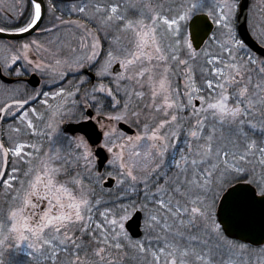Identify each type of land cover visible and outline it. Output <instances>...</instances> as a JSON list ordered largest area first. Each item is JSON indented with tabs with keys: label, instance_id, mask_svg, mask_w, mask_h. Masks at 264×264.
Here are the masks:
<instances>
[{
	"label": "snow or ice",
	"instance_id": "6c2138e0",
	"mask_svg": "<svg viewBox=\"0 0 264 264\" xmlns=\"http://www.w3.org/2000/svg\"><path fill=\"white\" fill-rule=\"evenodd\" d=\"M242 4L121 0L89 15L85 2L72 11L86 24L72 23L87 43L55 65L30 57L36 40L0 44L12 53L0 57V89L18 91L24 82L4 77L29 72L56 85L0 105L19 134L7 147L0 139V264H252L264 255V59L238 32ZM26 7L23 25L0 34L61 19L56 0ZM253 39L264 47V34ZM257 226L261 240L246 241Z\"/></svg>",
	"mask_w": 264,
	"mask_h": 264
},
{
	"label": "flooded vegetation",
	"instance_id": "af4514ba",
	"mask_svg": "<svg viewBox=\"0 0 264 264\" xmlns=\"http://www.w3.org/2000/svg\"><path fill=\"white\" fill-rule=\"evenodd\" d=\"M23 1L25 3L22 4L19 1L15 4L16 10L18 11L17 15L11 14V12L6 9H2V11H0V26H5L9 30H14L16 27L23 25L24 17L27 16L28 11L26 7V0ZM22 5L24 6L23 16L20 15V7ZM66 15H68V11L65 12L63 9L58 10L55 13V16L61 17L60 20H54L53 16H45L40 28L31 36L18 40L0 38V44L11 43L13 48H18L20 43H27L31 40H36L42 45V47L38 52H30V57L35 56V58L39 59L42 63L55 65L57 59L73 57V49H79L81 48L82 43H87L81 40V38L83 39L81 30L73 28L72 18L66 19V21L63 20V17H66ZM13 17H16V19L14 20ZM66 18H68V16ZM45 28H49L51 31H44ZM248 28L252 37H258L260 34H264V11H252L249 7ZM11 54L12 53L8 51H0V57L10 56ZM257 56L264 59V57L259 55ZM5 78L6 80L13 82L14 85L17 80H21L24 83L19 87V90L15 92L0 89V105H3L5 102L10 103L13 96L19 98L22 95L31 93L34 89L39 90L45 85V80L49 81L51 86L43 87L44 91L54 92L56 90V85L53 83L51 75L41 76L39 73L29 72L22 77L10 75L5 76ZM49 102L55 104V101ZM30 106L36 107L38 111H44V105L38 104L35 101H32ZM29 115H31V113ZM17 123L18 120L13 117H5L3 120H0V139L5 141L6 147L8 146L7 141L9 137L16 138L19 135L12 131V128L15 127ZM47 147L48 144L45 142V148Z\"/></svg>",
	"mask_w": 264,
	"mask_h": 264
},
{
	"label": "rangeland",
	"instance_id": "374dc122",
	"mask_svg": "<svg viewBox=\"0 0 264 264\" xmlns=\"http://www.w3.org/2000/svg\"><path fill=\"white\" fill-rule=\"evenodd\" d=\"M19 1L22 4L25 3L23 0H0V11H2V9H6L9 12H11V14L17 15L18 14V11L16 10L15 4L17 2H19ZM85 2H87L89 4V10H88L89 15H92L93 12H92L91 6L93 4H96L98 2L99 3H103V4H106V3H109V2L119 3V2H121V0H80V1H77V3L67 4V5L63 6L62 9L65 12L68 11V15H66V17L68 16V18L63 17V20L66 21V19L72 18L73 21H76L77 22V24H81V25L82 24H86V20L84 19V17L82 16V14H79L78 12L72 11V9L74 7L82 6L83 3H85ZM172 2H173V0H166V3H172ZM175 2H179V0H175ZM237 16H238V13H237ZM87 27L89 29H91V28H93V24L87 23ZM73 28L74 29L81 30V32L83 34V39L81 38V40L84 41V42H87V40L84 39L85 38V32H84V30L82 28H80V27H77L75 24H73ZM79 53H80V48L79 49H76V51L74 52V55L73 56L78 55ZM180 83L182 85L183 84V81H180ZM254 166H256L257 173H258L260 169H259V165L255 161H254ZM113 191H115V189ZM105 198H107V197H105ZM262 246H264V245H262ZM246 259H249V258L246 257ZM250 259L252 260V264H264V255H260L258 253H254L253 254V257H251ZM128 264H135V262L134 261H129Z\"/></svg>",
	"mask_w": 264,
	"mask_h": 264
},
{
	"label": "water",
	"instance_id": "95a60500",
	"mask_svg": "<svg viewBox=\"0 0 264 264\" xmlns=\"http://www.w3.org/2000/svg\"><path fill=\"white\" fill-rule=\"evenodd\" d=\"M56 1H77V0H56ZM249 7H250V0H243L242 4V12L238 13V32L241 35V37L246 41L249 48L254 51L257 55L264 57V47H261L258 45L257 41L253 39V37L250 34L249 28H248V13H249ZM44 19V17H43ZM42 19V22H43ZM42 22L37 26L36 29H33L32 32L26 33L22 36H9L0 34L1 39H7V40H18L23 39L31 36L33 33H35L41 26ZM214 27V26H211ZM4 79H6L4 77ZM134 130H129V134H133ZM109 183H112L109 181ZM246 241H256L259 242L261 240V234L259 227L257 226L253 231L249 233L243 234ZM257 246V245H253Z\"/></svg>",
	"mask_w": 264,
	"mask_h": 264
},
{
	"label": "trees",
	"instance_id": "16d2710c",
	"mask_svg": "<svg viewBox=\"0 0 264 264\" xmlns=\"http://www.w3.org/2000/svg\"><path fill=\"white\" fill-rule=\"evenodd\" d=\"M67 2H57V5H58V9L61 10L63 7V5H65ZM69 4L70 3H77L76 1L75 2H68ZM250 10H262L264 11V0H251V7H250Z\"/></svg>",
	"mask_w": 264,
	"mask_h": 264
}]
</instances>
